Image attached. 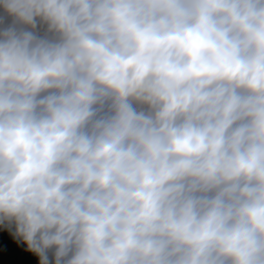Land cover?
I'll return each instance as SVG.
<instances>
[{
    "label": "clouds",
    "instance_id": "obj_1",
    "mask_svg": "<svg viewBox=\"0 0 264 264\" xmlns=\"http://www.w3.org/2000/svg\"><path fill=\"white\" fill-rule=\"evenodd\" d=\"M0 264H264V0H0Z\"/></svg>",
    "mask_w": 264,
    "mask_h": 264
}]
</instances>
